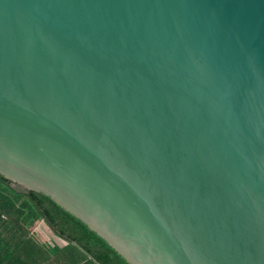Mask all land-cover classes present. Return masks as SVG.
<instances>
[{"label": "water", "instance_id": "water-1", "mask_svg": "<svg viewBox=\"0 0 264 264\" xmlns=\"http://www.w3.org/2000/svg\"><path fill=\"white\" fill-rule=\"evenodd\" d=\"M0 175L129 264H264V0H0Z\"/></svg>", "mask_w": 264, "mask_h": 264}, {"label": "trees", "instance_id": "trees-1", "mask_svg": "<svg viewBox=\"0 0 264 264\" xmlns=\"http://www.w3.org/2000/svg\"><path fill=\"white\" fill-rule=\"evenodd\" d=\"M15 184V187L12 185ZM19 219L25 225L33 226L43 219L59 237L84 246L89 252L102 253L106 264H129L95 232L84 223L55 204L50 198L28 191L0 175V215Z\"/></svg>", "mask_w": 264, "mask_h": 264}, {"label": "crops", "instance_id": "crops-1", "mask_svg": "<svg viewBox=\"0 0 264 264\" xmlns=\"http://www.w3.org/2000/svg\"><path fill=\"white\" fill-rule=\"evenodd\" d=\"M0 215V264H106L102 253L56 235L43 219L33 226Z\"/></svg>", "mask_w": 264, "mask_h": 264}, {"label": "rangeland", "instance_id": "rangeland-1", "mask_svg": "<svg viewBox=\"0 0 264 264\" xmlns=\"http://www.w3.org/2000/svg\"><path fill=\"white\" fill-rule=\"evenodd\" d=\"M12 187H15V184H13Z\"/></svg>", "mask_w": 264, "mask_h": 264}]
</instances>
